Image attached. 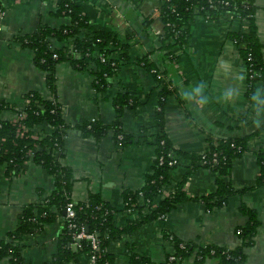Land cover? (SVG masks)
Instances as JSON below:
<instances>
[{"label": "crops", "instance_id": "obj_1", "mask_svg": "<svg viewBox=\"0 0 264 264\" xmlns=\"http://www.w3.org/2000/svg\"><path fill=\"white\" fill-rule=\"evenodd\" d=\"M59 1L1 0L4 16L0 19V101L8 108L0 111V119L14 120L25 107L24 96L31 91L44 99L56 98L64 122L70 125L59 161L74 174L70 193L73 203L85 202L90 194H99L116 211V227H123L129 220H141L143 213L123 208L121 193L142 187L151 171L155 158V110L164 85L170 89L162 110L164 134L177 150L199 155L209 142L247 137V149L234 159L230 169V181L238 193L230 196L223 206L208 210L202 198L215 191L216 175L197 166L183 186L187 200L162 219L149 220L108 244L112 264H141L129 260L128 246L132 252L147 257L149 264H170L174 247L167 234L194 247L214 246L243 254L239 263L221 264H264V183L256 185L257 153H264V121L254 123L253 101L245 95L246 65L227 36L229 30L243 29L244 24L226 13L216 20L196 16L189 24L187 42L181 47L172 46L169 51L173 59L168 60L158 51L162 34L158 0H76L92 29L110 31L128 44L130 60L121 65L109 86L98 92L89 72L74 70L69 62L60 61L55 65V93H52L44 82V73L34 65L32 51L21 46L15 37L32 33L39 25L57 29L67 24V16L56 15ZM253 4L257 38L264 46V0H253ZM52 42L56 47L65 45ZM137 59H146L155 68L149 70ZM154 69L160 72L156 77ZM198 82L204 83L209 95V104L204 107L182 96L184 89ZM260 87L264 85L259 82L256 90ZM228 89L236 91V98L229 103L221 102L218 97ZM117 93H126L134 99V105L126 106L120 117L121 129L129 139L119 143L111 132L98 140L83 136L75 125L95 119L104 124L115 120L112 101ZM141 128H146L145 132ZM50 131L45 124L34 129L38 136ZM189 163L188 158L180 157V164L169 172L172 184L181 179ZM53 187L52 177L30 161L17 175H7L5 165H0V242L16 228L22 207L46 197ZM241 205L253 210L258 222L249 245L244 244L237 232L248 222ZM63 219L57 216L37 233L15 240L21 246V260L13 262L6 255L0 258V264L49 263L58 250ZM69 248L75 256L64 264H90L87 255L78 253L76 243H70ZM180 264H216V261L207 256L197 261L191 254Z\"/></svg>", "mask_w": 264, "mask_h": 264}, {"label": "trees", "instance_id": "obj_2", "mask_svg": "<svg viewBox=\"0 0 264 264\" xmlns=\"http://www.w3.org/2000/svg\"><path fill=\"white\" fill-rule=\"evenodd\" d=\"M76 0H60L56 15L68 17V23L57 29L46 25H39L32 33L17 35L15 40L23 47L32 51L34 65L44 73V82L47 88L55 93V65L60 61H67L74 70L87 71L93 76L94 90H105L110 79L119 72L121 65L130 60L128 44L122 43L110 31L94 30L89 24L88 18L81 13ZM159 20L162 25V34L158 51L162 57L173 59L170 53L172 46H183L189 37V24L196 16L207 20H216L224 13L239 23L244 24L243 29L229 30L228 38L237 47L242 59L249 70L246 73L245 95L251 99L256 91L257 83L264 85V46L259 43L255 24V6L253 0H158ZM221 2V3H219ZM226 4H223L225 3ZM212 4V5H211ZM0 10L3 6L0 0ZM84 32V34H82ZM70 43L68 46H53L52 41ZM98 54L106 57L100 61ZM56 55V58H53ZM248 55L251 59L248 60ZM137 63L144 67L155 68L146 59H137ZM154 77L160 74L154 69ZM171 82V81H170ZM166 85L159 91L155 110V127L153 145L155 158L151 171L146 175L144 184L137 190H124L121 193L123 208L141 212V220H129L123 227L118 228L114 224L116 211L102 200L99 194H90L85 202L73 203L70 198L72 184L75 180L72 170L60 163L59 157L64 151V138L70 125L62 118L60 104L55 97L44 99L39 93L31 91L24 96L25 107L17 113L23 117L15 121L0 119V165H5L7 175H17L22 172L23 166L30 161L43 168L53 179V190L46 197L37 202L22 207L18 224L9 232L6 240L0 242V258L11 256L13 262L21 260V246L14 243L23 235L37 233L45 224L54 221L57 216L65 218L58 242V250L47 264H64L72 260L75 252L69 248V244L76 242L78 253L90 256L93 252L90 241L80 239L73 241L70 230L67 227L65 207L68 202L73 203L75 231L83 229L87 234L96 233L99 240V251L90 264H112V256L106 247L113 240H118L140 227L143 223L152 219H162L172 208L188 199L183 191V186L189 175L202 166L215 172V191L202 198V202L209 210L223 206L228 198L238 191L234 189L230 181V169L234 159L239 157L247 149V137L221 138L212 144L209 142L206 150L199 155H187L177 150L166 138L163 128V104L170 94ZM115 107V120L110 124L95 119L84 121L75 125L83 136L100 139L108 132L117 141L125 143L129 136L121 129L120 117L126 106H133L134 99L126 93H117L113 98ZM8 108L0 101V111ZM48 125L51 131L45 135H35L34 129L39 125ZM146 128H141L145 132ZM159 157L163 162L159 164ZM190 160L187 170L181 179L172 184L169 172L178 166L179 158ZM174 162L170 165L169 161ZM259 174L256 185L264 183V153H257ZM177 162V163H176ZM167 195H164V192ZM163 194V198H160ZM158 200L155 202V200ZM143 210V212L141 211ZM240 210L248 215V222L240 228L244 244L249 245L258 224L255 212L244 205ZM64 220V219H63ZM168 239L174 247L175 259L170 264H180L181 260L194 254L197 261H202L206 256L216 264L239 263L243 260V254L238 251L223 250L214 246L194 247L170 234ZM182 246V247H181ZM127 247L129 260L132 263L149 264L147 257L131 251ZM213 251V253H211Z\"/></svg>", "mask_w": 264, "mask_h": 264}, {"label": "clouds", "instance_id": "obj_3", "mask_svg": "<svg viewBox=\"0 0 264 264\" xmlns=\"http://www.w3.org/2000/svg\"><path fill=\"white\" fill-rule=\"evenodd\" d=\"M242 79V77H241ZM182 96L190 103L201 107L209 104V95L206 92V86L203 82H198L182 92ZM237 96L234 89L225 90L218 99L221 102H232ZM254 105V123L260 124L264 121V87L258 88L251 96Z\"/></svg>", "mask_w": 264, "mask_h": 264}, {"label": "built area", "instance_id": "obj_4", "mask_svg": "<svg viewBox=\"0 0 264 264\" xmlns=\"http://www.w3.org/2000/svg\"><path fill=\"white\" fill-rule=\"evenodd\" d=\"M219 3H221V2H219ZM223 4H226V2L223 3ZM3 16H4V11L3 10H0V19ZM160 33H162V31ZM65 45L68 46V50L69 51L73 50L72 49V45L70 43H67ZM53 58H56V55H53ZM98 58H99L100 61L106 60V57L104 55H102V54H98ZM247 58H248V60H250L251 59L250 55H248ZM248 71L249 70L246 68V73ZM157 110H159V108H157ZM21 117H23V114H20L19 113V114H17L16 118L14 120H12V121H15L16 119H20ZM116 138L118 140H120L122 138V136L121 135H117ZM162 162H163L162 157H159V164H162ZM179 163H180V158H179ZM169 164L170 165L174 164L173 160L172 161H169ZM166 195H167V193H166ZM126 211H132V210L126 209ZM65 215H66V219L69 220V223L67 224V227L70 230V233H71V236H72V240L73 241H76V240H80V239H87V240L90 241V245H91V249H92V252L93 253L90 256H88V257H89L90 263H91L94 260L95 255H97L98 254V251H99V246H98L99 240L97 239L96 233L87 234V233H85L83 231L82 228L79 229L78 231H75V224H73L72 221H71V219H73V217H74V208H73V203L72 202H68L66 204V207H65ZM64 221H65V218H64ZM239 231L240 230H238L237 232L239 233ZM73 243H76V242H73ZM211 253H213V251H211ZM223 253L225 254L227 252L223 251ZM174 259H175V257H174L173 254L169 256V260L170 261H173Z\"/></svg>", "mask_w": 264, "mask_h": 264}]
</instances>
